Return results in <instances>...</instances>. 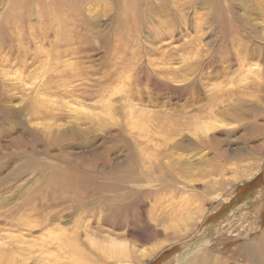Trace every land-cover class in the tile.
I'll return each mask as SVG.
<instances>
[{"label":"rangeland","instance_id":"1","mask_svg":"<svg viewBox=\"0 0 264 264\" xmlns=\"http://www.w3.org/2000/svg\"><path fill=\"white\" fill-rule=\"evenodd\" d=\"M14 1L0 0V264H121L104 261L110 245L127 246L122 264H250L242 251L264 241L263 5L81 0L59 41L37 1L14 27ZM99 154L104 183L139 172L128 224L42 189ZM31 196L53 209L13 207Z\"/></svg>","mask_w":264,"mask_h":264},{"label":"bare ground","instance_id":"2","mask_svg":"<svg viewBox=\"0 0 264 264\" xmlns=\"http://www.w3.org/2000/svg\"><path fill=\"white\" fill-rule=\"evenodd\" d=\"M36 1L40 5V13L42 15L44 13L46 14L44 16V18H48L50 20L51 17H53V16L55 17V19H53V20H54V22L56 24V27H57L56 31H57V35H58L59 41L61 39L67 41L66 39H68V35L69 34H68L67 29H66V25L70 21L69 12L71 11V8H73V7H75V9L78 8L79 5H80V1L81 0H15L14 1V7L10 11V14H9V16L12 17V18H10L11 21H12V24H15L14 27H16V28L19 27L24 22V20L26 18V12L23 11L22 8L26 9L29 5L33 4ZM256 1L258 2V4L263 5L262 7L264 8V0H256ZM75 9L73 8L72 10H75ZM47 15H48V17H47ZM262 15L264 16V10L262 12ZM1 26H3V24ZM5 29H7V27L3 28V30H5ZM33 31H34V28H33ZM6 33H8V30L4 34H6ZM32 33H34V32H32ZM68 41H70V40H68ZM226 54H227V52H226ZM252 82H253V80H252ZM255 90H254V92H255ZM241 93H243V92H241ZM239 95H242V94H239ZM253 97H254V95H253ZM239 102H238V104H239ZM241 102H242V100H241ZM245 103H246V101H245ZM242 105H243V103H242ZM238 112L239 111H237V113ZM174 148L178 149V148H180V145L176 143ZM110 149H112V148H110ZM104 154L97 155V158H95V160L92 161V162H90L89 160H86L85 162H82V158L79 159L76 164L83 171H85L84 174L77 173L70 166H67L66 168H57V167L53 168L52 171H51V182H45L44 183L45 185H44V187L42 189H48L49 191L52 192V194L54 196H57L62 201L63 200L64 201H68V199L70 197H74L73 200H75V202H76V204L78 206H80V207H84V206L91 207L90 211H88L87 215H92V217H94V218H96L99 215H101L102 219L104 217V219L105 220L107 219L109 223H119L122 226V225H125L126 223L128 224L127 218H124L123 220H122V218H120L122 212L125 209L122 205L124 204L125 198H134L135 197V192H134L133 187H136L135 183L137 181L139 182V178H138L139 177V172L137 171L136 168H133L134 166H128L122 171V176L117 177V179L114 180L116 182L104 183L102 181V180H104L103 179V174H99V175L94 174L95 166H96V163H95L96 160L98 162L101 161V162L109 163L108 159H105L106 155H104ZM80 163H81V165H80ZM25 167H27V166L23 165L19 169L24 170ZM19 172H20V170H19ZM10 175H12V177L14 176V178H18L20 176V174L18 172L11 173ZM93 176L98 178L100 180V182H98L96 179H93V181H92V179L90 177H93ZM117 182H119V183H117ZM125 184H127V185H125ZM142 187H139V188L141 189ZM50 188H51V190H50ZM136 188H138V187H136ZM51 192H50V194L47 195V197L51 195ZM107 192H109L110 195H106ZM1 199H4L2 202H4L6 200L3 196L0 195V200ZM38 201L39 202L35 204V196H31L30 198L27 199V201L25 200V202H27V203H25V202L18 203V204H15L13 207L16 210H19V211L20 210L21 211L25 210L24 212H28V210H30V209H33L34 212H37L39 210V212L41 211V214H43V215H45L44 212H46V214H48L49 211L47 212V210H52L53 207H54V203L52 204V203H49L47 201L45 203L44 202L45 200H41V199H39ZM29 203H32L33 207H29ZM1 204L2 203L0 202V205ZM27 206L29 208H27ZM11 207H12V205H11ZM41 214H39V215H41ZM35 215H36V213H35ZM139 230H138V232L135 235H137V238H140L138 240L143 242V240L145 238H148V236H147V234L144 231H139ZM135 235L133 234L132 236H135ZM252 245H254V244H251V246ZM254 246H255L256 250L251 249V250H248L247 253H245V251H242V253L243 254H247V255H245V258L250 264H264V241L262 240L259 244H255ZM133 252H134V249L132 250V254H133ZM149 255H152V252ZM185 256H186V254H185ZM204 256H205V258H204L203 264H218V261L216 262L215 258L212 257V254H208V253H205L201 257L198 256L199 258H194L193 261H197V260L199 261V259L203 258ZM105 257L106 258L114 257L115 262L127 261V260H129V258H128L129 257L128 248L125 245L123 247H117L115 245H110L106 250H104V255H103L104 261H106ZM185 259H187V258L185 257ZM122 262H121V264H122ZM187 262H190V260L187 259ZM199 263H202V262H199ZM199 263H197V264H199ZM219 263H220V261H219ZM181 264H183V263H181Z\"/></svg>","mask_w":264,"mask_h":264}]
</instances>
